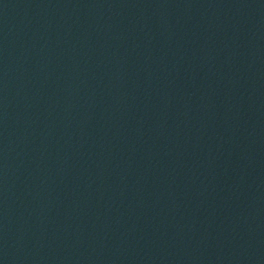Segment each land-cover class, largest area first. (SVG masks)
Wrapping results in <instances>:
<instances>
[{
	"label": "water",
	"instance_id": "obj_1",
	"mask_svg": "<svg viewBox=\"0 0 264 264\" xmlns=\"http://www.w3.org/2000/svg\"><path fill=\"white\" fill-rule=\"evenodd\" d=\"M0 264H264V0H0Z\"/></svg>",
	"mask_w": 264,
	"mask_h": 264
}]
</instances>
